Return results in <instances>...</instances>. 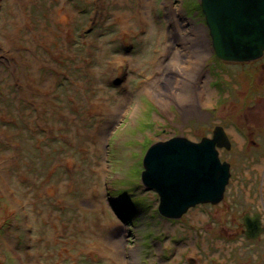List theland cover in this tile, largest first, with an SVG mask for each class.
Here are the masks:
<instances>
[{"label": "rangeland", "instance_id": "rangeland-1", "mask_svg": "<svg viewBox=\"0 0 264 264\" xmlns=\"http://www.w3.org/2000/svg\"><path fill=\"white\" fill-rule=\"evenodd\" d=\"M198 5L0 0V264H264V232L229 231L264 222V55L219 60ZM215 126L224 199L163 217L146 149Z\"/></svg>", "mask_w": 264, "mask_h": 264}, {"label": "water", "instance_id": "water-1", "mask_svg": "<svg viewBox=\"0 0 264 264\" xmlns=\"http://www.w3.org/2000/svg\"><path fill=\"white\" fill-rule=\"evenodd\" d=\"M215 56L224 62H253L264 55V0H199ZM219 148L230 149L223 127L192 141L176 135L145 151L140 182L159 196L158 212L179 220L199 204H219L231 177ZM248 238L260 236L258 216L243 219Z\"/></svg>", "mask_w": 264, "mask_h": 264}, {"label": "flooded vegetation", "instance_id": "flooded-vegetation-1", "mask_svg": "<svg viewBox=\"0 0 264 264\" xmlns=\"http://www.w3.org/2000/svg\"><path fill=\"white\" fill-rule=\"evenodd\" d=\"M205 129V128H204ZM208 130V129H207ZM206 130V131H207ZM213 130V129H212ZM176 135H183L184 137H186V138H188V139H190V140H192V141H199L202 137H212V131L211 132H209L208 131V133H203V134H201L200 136H196V137H194V136H192V135H190L188 132H179V133H177V132H175L173 135H170L169 136V138L172 136V137H174V136H176ZM228 135V134H227ZM229 137V136H228ZM220 150H223V148H219ZM226 191V190H225ZM225 194V193H224ZM223 199H224V197H223ZM222 199V200H223ZM208 204V203H207ZM211 205H213V204H211ZM217 204H215L214 206H216ZM227 210V209H226ZM245 216H247V217H249V218H252V217H256V216H258V219H259V221H260V225H261V228L263 229V231L261 232V234H260V236H258V237H255V238H248L247 237V235H246V228H245V225H244V222H243V219H244V217ZM241 219H242V221L241 222H237L236 224H234V228L233 229H231V230H229L230 231V234H233L231 231H237L238 229H240V230H242V233H243V235L248 239V240H251V241H254V240H257L258 238H260L261 237V235L263 234V232H264V222H263V219H262V215H261V213L259 212V211H257V212H253V213H250V212H245L243 215H242V217H241ZM178 222H180L179 220H178ZM226 221H222V222H220L219 223V225H221V226H223V223H225ZM220 235L221 236H223L222 238L223 239H225V238H229L230 237V235L229 234H227V233H224V230L223 229H221L220 230ZM229 233V232H228ZM225 237V238H224ZM235 260H237L236 259V257H235ZM240 261L243 263V262H247V261H249V259L247 258V259H245V260H242V259H240ZM237 262V261H236ZM189 263L190 264H192V263H194V261H189ZM238 264V263H237Z\"/></svg>", "mask_w": 264, "mask_h": 264}, {"label": "bare ground", "instance_id": "bare-ground-1", "mask_svg": "<svg viewBox=\"0 0 264 264\" xmlns=\"http://www.w3.org/2000/svg\"><path fill=\"white\" fill-rule=\"evenodd\" d=\"M193 71H197V69H193L192 71H191V74H192V76H191V78H192V84H194V87H193V90H192V95L195 97H197V96H200L201 94H202V92H201V86H199L198 87V85H196V83L199 81V78H200V71H199V69H198V71L199 72H195V73H192ZM183 72H187L186 70H184ZM206 86V85H205ZM206 88H207V86H206ZM207 90H208V88H207ZM191 107V106H190ZM182 110H184V113H185V115H189V114H193V112L196 110L195 108H192L191 110H189V109H185V108H182ZM226 131V130H225ZM226 133H227V131H226ZM228 134V133H227ZM172 137V136H171ZM170 137V138H171ZM169 139V138H168Z\"/></svg>", "mask_w": 264, "mask_h": 264}, {"label": "trees", "instance_id": "trees-1", "mask_svg": "<svg viewBox=\"0 0 264 264\" xmlns=\"http://www.w3.org/2000/svg\"><path fill=\"white\" fill-rule=\"evenodd\" d=\"M197 8H200V6L198 5ZM138 203L139 202H136V200H131V202H130L131 205H137Z\"/></svg>", "mask_w": 264, "mask_h": 264}]
</instances>
